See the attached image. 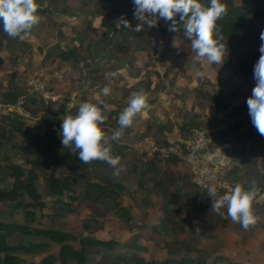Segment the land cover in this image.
Returning a JSON list of instances; mask_svg holds the SVG:
<instances>
[{"label": "rangeland", "instance_id": "obj_1", "mask_svg": "<svg viewBox=\"0 0 264 264\" xmlns=\"http://www.w3.org/2000/svg\"><path fill=\"white\" fill-rule=\"evenodd\" d=\"M114 1L36 0L42 19L23 41L9 37L0 23V71L11 81L16 77L23 82L20 96L28 97V82L32 80L42 83L49 96L60 92L69 96L71 104L78 96L95 102L108 84L105 73L116 72L110 96L102 97L111 105L102 125L109 135L118 129L119 114L133 92H146L151 105L134 121L132 130H124L119 142H110L112 154L121 158L119 175H113L115 169L106 162L80 161L78 152L63 147L61 132H45L36 124L33 135L44 143L34 146L26 128L20 135L0 119L4 147L0 157L3 152L9 155L7 160H0V172L10 164L32 171L37 194L50 207L43 210L47 216L35 213L30 218L21 205L32 200L23 194L18 208L14 207L16 202H0V220L76 236L110 237L119 244L137 239L147 248L137 253L144 259L152 256L162 260L166 247L176 246L181 250L174 255L176 260L188 250L193 256L221 258L219 264H264V137L253 126L246 103L256 84L254 77L199 60L182 23L177 25L180 32L172 33L162 19L157 27L145 25L139 33L123 25L117 28L121 17L132 27L138 21L133 15V0ZM118 2H122L120 7ZM254 49L260 55L259 46ZM197 71L204 73L203 79ZM66 82L68 89L59 90ZM27 99L32 101L34 96ZM49 99L38 100L29 111L59 112L64 105L60 100L65 99H56L57 105ZM193 127H207L212 132L213 153L222 157L219 165L224 178L246 190L256 182L260 190L252 206L259 217L256 226L244 230L227 216L226 208L222 209L224 216L212 211L211 198L192 183L190 164L175 153H183L180 143ZM20 146L33 152L27 155ZM35 159L39 164L33 162ZM51 175L75 178L79 187L104 183L117 195L112 200H99L96 191L78 199L63 196L61 200L67 204L57 209L48 185ZM165 208L173 214L169 229L160 233L153 225ZM122 210L131 218L119 216ZM9 239L25 245L18 235ZM30 240L35 244L47 242L42 237ZM152 240L162 246H154L155 255L148 252L153 251ZM49 244L47 253H56L58 246ZM18 253L26 260L38 257L22 250ZM210 261L213 264L216 260Z\"/></svg>", "mask_w": 264, "mask_h": 264}, {"label": "clouds", "instance_id": "obj_2", "mask_svg": "<svg viewBox=\"0 0 264 264\" xmlns=\"http://www.w3.org/2000/svg\"><path fill=\"white\" fill-rule=\"evenodd\" d=\"M133 5L134 19L138 21L136 26L132 27L127 19L121 17L116 24L117 28L123 25L125 29L139 33L145 25L149 29L157 27L158 21L162 19L168 23V30L178 31L177 25L182 23L184 35L191 41V50L199 60L206 59L209 65H221L224 62L228 49L226 43L222 42L223 37L217 27V21L227 15L228 11L222 0H209L208 6L200 0H133ZM39 8L36 0H0L3 32L23 41L42 19L38 14ZM260 40V56L253 67L256 84L246 103L253 126L264 137V31L260 33ZM196 75L201 79L204 77V73L200 71ZM116 76V72L105 73L108 84L100 90L102 97L110 96ZM102 97L97 96L95 102L78 101L75 105L76 115L61 118V141L63 147L78 152V158L83 163L106 162L115 169L113 175H119L123 167L121 158L112 154L110 142H119L124 130L130 128L151 105L146 92H133L127 107L119 114L118 129L109 135L102 129V125L108 119L111 105ZM204 147L203 143L194 144L189 160H194V154ZM259 191L255 181L247 190L241 184H236L224 194H219L215 183L207 185V195L212 201L211 210L224 216L222 209L226 208L227 216L234 223H239L244 230L256 226L259 221L252 207Z\"/></svg>", "mask_w": 264, "mask_h": 264}, {"label": "trees", "instance_id": "obj_3", "mask_svg": "<svg viewBox=\"0 0 264 264\" xmlns=\"http://www.w3.org/2000/svg\"><path fill=\"white\" fill-rule=\"evenodd\" d=\"M200 2L206 6L209 4V0H200ZM222 2L227 5L228 9L227 15L217 21V27L223 37L222 42L226 43L228 49L222 65L223 67H229L235 73L253 76L254 64L260 56L255 52L254 47L260 46L262 43L260 33L264 31V0H222ZM121 4L122 2H118L116 6L120 7ZM168 31L171 33L180 32V28H178V31ZM74 111L77 113V107L74 108ZM7 122L20 135L25 132L28 133V139L32 145L38 146V144L44 143L41 137L34 136L28 130L23 131L25 122L21 119L15 118ZM15 122H22L23 124H15ZM41 128L45 132L49 131L43 126ZM2 137L3 134L0 135V151L4 148ZM18 148L27 155L33 152V150L25 149L22 146ZM8 157V152H3L0 160H7ZM33 162L39 164L37 159ZM50 178L49 190L52 196L55 197L54 204L57 209H60L61 205L67 204L61 200L63 196L69 199H78L82 194L88 197L96 191V198L99 200H112L117 195L111 187L106 186L104 183L97 182L79 187L75 178L57 179L53 175ZM35 181L36 175L32 171L18 164L8 165L3 172H0V202H16L14 207L18 208L20 205L18 200L25 194L32 200L30 203L21 205L23 209L27 210L28 217H35V213L42 217L47 216V213L43 210L50 209V207L39 198ZM174 201L175 199L170 200L167 205L173 204ZM52 211L56 213L54 210ZM172 214L171 209H163V213L153 225L154 230L165 233L169 229ZM119 216L126 219L131 218V215L124 210L120 212ZM14 235L20 236L21 242H24L25 245L11 242L9 238ZM32 237H42L47 242L35 244L30 240ZM136 241L137 239L119 244L110 237L76 236L70 232L30 228L23 224L0 220V264H211L210 260H216L213 264H219L220 261H223L221 258H214L211 255L207 259L199 255L193 256L192 252L188 250L180 259L176 260L174 255L181 253L180 248L176 246L166 247L165 256L162 260L152 259V256L144 259L138 256L137 253L141 250L146 251L147 248L144 244ZM48 242L58 246L56 253H47L50 247ZM152 244L153 248L151 250L154 252L150 250L148 252L150 255H155L157 252L154 246H158L159 243L157 240H152ZM158 248H162V246H158ZM21 250L26 251L31 256L38 255V257H36L37 259L26 260L21 256V253L16 254ZM229 264L236 263L231 262Z\"/></svg>", "mask_w": 264, "mask_h": 264}, {"label": "built area", "instance_id": "obj_4", "mask_svg": "<svg viewBox=\"0 0 264 264\" xmlns=\"http://www.w3.org/2000/svg\"><path fill=\"white\" fill-rule=\"evenodd\" d=\"M28 97H33L35 94H39L42 90L41 83L39 81H31L28 83ZM28 97L19 96L12 103H4L0 101V119L5 121L19 118L25 122V128L32 134L36 132V124L43 126L46 125V129L52 132H61L62 117L65 115H72L68 110H61L59 112H38L31 113L26 104ZM146 143L148 142L145 139ZM196 143H203L205 147L194 154V160H189L191 154V148ZM183 147V153H175L180 159L188 162L191 166L192 183L200 190L207 193V185L209 183H215L218 188L219 194H224L235 186V183L231 180L224 178L220 165L214 166L209 161L203 160V154L215 155L213 148L212 132L209 128L205 127H193L190 128L185 136V139L180 143ZM170 151V150H169ZM171 152V151H170ZM174 153V152H173ZM183 155V157H181ZM221 164V163H220Z\"/></svg>", "mask_w": 264, "mask_h": 264}, {"label": "crops", "instance_id": "obj_5", "mask_svg": "<svg viewBox=\"0 0 264 264\" xmlns=\"http://www.w3.org/2000/svg\"><path fill=\"white\" fill-rule=\"evenodd\" d=\"M0 58H2L0 56ZM0 65H1V59H0ZM61 79V78H60ZM32 81V80H31ZM30 81V82H31ZM56 81V80H55ZM23 82L21 80H19L18 78H14V80H10L6 74L4 75L1 71H0V101L4 102V103H10L11 101L17 99L21 93L20 92V89L22 90L23 88ZM29 83V82H28ZM65 84V87L63 88H60L59 90H65L68 89V86H67V82L64 83ZM41 86H42V90L39 94H35L34 95V99L32 101H28V103L26 104V108L28 110H30V107H32L38 100H41L43 99L44 101H47V98L49 96V93H46L43 91V84L41 83ZM23 91V90H22ZM66 91V90H65ZM85 92V91H84ZM83 92V93H84ZM52 94V93H51ZM53 95V94H52ZM39 96H41L39 98ZM50 97V101H52L54 103V105H57V100L58 98H63L65 100H60L61 103H63V107L61 108V110L63 109H66L68 110L71 114H74L76 113V111H74V108L76 107L75 105L77 104L78 101H85V98L83 96H78L77 97V101L73 104L70 103V101H68V99H71L69 96L65 97V96H61V92L58 93V95H55V96H49ZM51 102V104H52ZM72 102V101H71ZM92 102V101H90ZM48 103V102H46ZM42 110V109H41ZM41 110H37V112L41 111ZM130 130L133 129V127L131 126L130 128H128ZM128 131V130H127ZM216 154V153H215ZM221 157V156H220ZM222 158V157H221Z\"/></svg>", "mask_w": 264, "mask_h": 264}, {"label": "water", "instance_id": "obj_6", "mask_svg": "<svg viewBox=\"0 0 264 264\" xmlns=\"http://www.w3.org/2000/svg\"><path fill=\"white\" fill-rule=\"evenodd\" d=\"M43 128L46 129V125H43ZM202 159L209 161L210 164L217 166L222 162V158L219 155H212V154H203Z\"/></svg>", "mask_w": 264, "mask_h": 264}]
</instances>
